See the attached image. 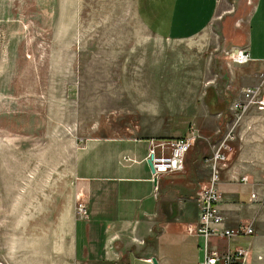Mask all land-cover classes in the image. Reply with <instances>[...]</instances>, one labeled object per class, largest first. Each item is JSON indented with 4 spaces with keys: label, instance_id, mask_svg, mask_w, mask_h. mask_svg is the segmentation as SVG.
Listing matches in <instances>:
<instances>
[{
    "label": "rangeland",
    "instance_id": "rangeland-1",
    "mask_svg": "<svg viewBox=\"0 0 264 264\" xmlns=\"http://www.w3.org/2000/svg\"><path fill=\"white\" fill-rule=\"evenodd\" d=\"M139 4L0 0V245L45 234L46 212L71 196L75 153L94 136L195 130L210 153L233 129L226 164L264 182V105L220 126L240 88L261 80L245 83L231 60L244 23L226 17L234 0H219L210 24L184 39L152 31Z\"/></svg>",
    "mask_w": 264,
    "mask_h": 264
},
{
    "label": "crops",
    "instance_id": "crops-1",
    "mask_svg": "<svg viewBox=\"0 0 264 264\" xmlns=\"http://www.w3.org/2000/svg\"><path fill=\"white\" fill-rule=\"evenodd\" d=\"M218 4L219 0H140L138 11L152 31L184 39L210 24ZM230 16L232 24L235 19L237 24L239 19L244 22L243 30H234L238 34L234 42L248 47L250 60L238 65L248 75L245 83L251 84L264 74V0H234V12L226 15ZM152 137L86 139L73 159L71 196L66 197V203L61 204L62 200L46 212L47 224L41 230L45 234L30 241H5L0 245V261L198 264L202 238L188 233L187 226L196 224L199 218L196 193L209 175L203 158L210 148L201 141L195 142L185 155L184 169L160 174L155 190V178L147 163ZM239 172L235 164L221 169L218 204L225 226L252 221L254 232L230 241L212 235L209 241L219 250L245 248L242 264H264V182L242 174L248 177L244 182ZM252 191L256 192V199H251ZM78 198L87 204V219L76 217Z\"/></svg>",
    "mask_w": 264,
    "mask_h": 264
},
{
    "label": "built area",
    "instance_id": "built-area-1",
    "mask_svg": "<svg viewBox=\"0 0 264 264\" xmlns=\"http://www.w3.org/2000/svg\"><path fill=\"white\" fill-rule=\"evenodd\" d=\"M231 60L236 64H244L250 60L247 46H234L230 50ZM260 103L264 105V74H261V80L257 84L244 85L240 88V95L234 98L229 104L230 118L226 121L233 122L232 128L238 122L241 115L251 104ZM220 132V131H219ZM199 134L195 130L176 137H152L149 139L148 157L152 155V163L155 178V190L158 189L157 177L160 174L184 169L185 155L194 145ZM219 139L211 144V152L204 156V161L209 168V175L205 183H202L196 193V201L199 207V218L196 224H189L187 232L199 235L202 238L201 250L202 257L198 264H235L243 263L246 249L236 246L231 249L227 247L219 250L217 245L210 244L212 235L225 237L228 241L239 236H248L254 232L253 223L238 222L233 226L223 224V215L221 213L219 202L221 200V191L219 188L221 169L226 166L228 155L233 151L231 141L235 138L233 129H227L219 133ZM209 141V139H206ZM147 157V158H148ZM129 159V157H125ZM242 181H248L246 175L241 176ZM251 199H256V192L250 193ZM76 214L80 218L87 219L89 211L87 204L79 200L76 204ZM0 263L5 264L4 261Z\"/></svg>",
    "mask_w": 264,
    "mask_h": 264
},
{
    "label": "trees",
    "instance_id": "trees-1",
    "mask_svg": "<svg viewBox=\"0 0 264 264\" xmlns=\"http://www.w3.org/2000/svg\"><path fill=\"white\" fill-rule=\"evenodd\" d=\"M219 110V109H218ZM228 109L227 108H225V110L224 109H222V111H221V117H222V119L220 120L221 122H220V126H223V123H224V121H226V120H228L229 118H230V115L228 114L229 112L227 111ZM222 130H220V132H221ZM219 132V133H220Z\"/></svg>",
    "mask_w": 264,
    "mask_h": 264
},
{
    "label": "water",
    "instance_id": "water-1",
    "mask_svg": "<svg viewBox=\"0 0 264 264\" xmlns=\"http://www.w3.org/2000/svg\"><path fill=\"white\" fill-rule=\"evenodd\" d=\"M147 163L151 169V171L153 172L154 171V168H153V163H152V155H150L148 158H147Z\"/></svg>",
    "mask_w": 264,
    "mask_h": 264
},
{
    "label": "bare ground",
    "instance_id": "bare-ground-1",
    "mask_svg": "<svg viewBox=\"0 0 264 264\" xmlns=\"http://www.w3.org/2000/svg\"><path fill=\"white\" fill-rule=\"evenodd\" d=\"M2 264V263H1Z\"/></svg>",
    "mask_w": 264,
    "mask_h": 264
}]
</instances>
